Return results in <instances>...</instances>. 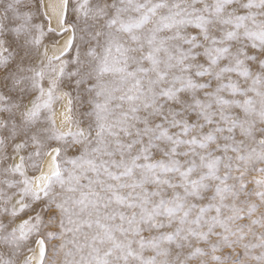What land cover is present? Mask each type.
<instances>
[{
  "label": "snow or ice",
  "instance_id": "1",
  "mask_svg": "<svg viewBox=\"0 0 264 264\" xmlns=\"http://www.w3.org/2000/svg\"><path fill=\"white\" fill-rule=\"evenodd\" d=\"M0 264H264V0H0Z\"/></svg>",
  "mask_w": 264,
  "mask_h": 264
},
{
  "label": "bare ground",
  "instance_id": "2",
  "mask_svg": "<svg viewBox=\"0 0 264 264\" xmlns=\"http://www.w3.org/2000/svg\"><path fill=\"white\" fill-rule=\"evenodd\" d=\"M66 103V101H62L61 104L57 107L55 115L57 118V122L59 123V120L61 119V112L64 110V104Z\"/></svg>",
  "mask_w": 264,
  "mask_h": 264
},
{
  "label": "rangeland",
  "instance_id": "3",
  "mask_svg": "<svg viewBox=\"0 0 264 264\" xmlns=\"http://www.w3.org/2000/svg\"><path fill=\"white\" fill-rule=\"evenodd\" d=\"M61 102L62 101H60V102H58V103L55 104V106H54L55 107V112H56L57 107L61 104Z\"/></svg>",
  "mask_w": 264,
  "mask_h": 264
}]
</instances>
